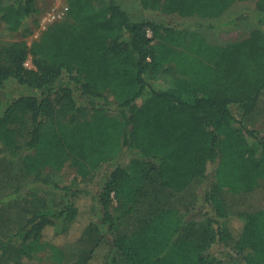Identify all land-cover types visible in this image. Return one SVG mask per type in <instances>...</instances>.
I'll return each instance as SVG.
<instances>
[{"label": "trees", "instance_id": "trees-1", "mask_svg": "<svg viewBox=\"0 0 264 264\" xmlns=\"http://www.w3.org/2000/svg\"><path fill=\"white\" fill-rule=\"evenodd\" d=\"M249 1L141 4L160 15L217 20ZM66 2V18L31 45L24 26L36 0L0 8L8 31L21 33L0 44V143L63 202L10 243L22 254H54L92 231L85 264H264V210L231 216L224 199L264 184V143L232 112L251 115L264 93V31L211 45L162 21H134L120 0ZM256 9L264 26V0ZM30 57L34 69L26 68ZM161 74L173 76L171 89L153 87ZM66 171L77 178L58 182ZM197 181L207 206L200 220L163 204L133 231H118L116 222L148 190L183 193ZM217 246L226 250L221 257Z\"/></svg>", "mask_w": 264, "mask_h": 264}, {"label": "rangeland", "instance_id": "rangeland-1", "mask_svg": "<svg viewBox=\"0 0 264 264\" xmlns=\"http://www.w3.org/2000/svg\"><path fill=\"white\" fill-rule=\"evenodd\" d=\"M142 0H120L123 9L134 21L152 20L162 21L170 27H178L190 33H197L211 45H226L231 42L242 41L256 29L264 31L254 19L259 16L256 9V0L239 3L230 8L222 18L217 20H200L181 18L176 15H160L153 11L145 10ZM24 0H0V8L3 6L23 3ZM37 11L25 24L24 28L30 30L32 35L27 38L29 45L39 38L41 33L50 25L66 18V0H36ZM264 18V15L260 16ZM151 37V35H150ZM21 39V33L11 34L0 13V44H5ZM27 69H34L33 59L26 62ZM154 88L168 90L173 87V76L161 74L152 81ZM233 114L241 121L245 128L254 131L256 136L264 143V93L261 96L254 112L249 116H243L240 108H233ZM21 158H12L8 155L3 144L0 143V264H85L90 250L96 242V234L92 231L86 233L82 239L72 245L60 248L56 253L36 252L22 254L10 243L13 234L21 230L31 219L40 213L58 212L62 206V200L50 191L43 189L41 180L27 176L21 165ZM58 182H73L77 176L73 172H63L55 176ZM203 181H197L183 193L172 191L162 192L160 197L148 190L146 195H141L137 209L122 217L119 210L114 211L116 217H122L117 221L118 231L122 234L133 231L141 222L149 217V212L156 211L163 205H174L189 214L192 210L196 220L201 219V213L207 208L204 205L205 192ZM226 211L231 216L251 214L264 210V184L262 188L253 194L246 196L229 195L225 197ZM118 200H114L113 207H118ZM136 207V206H135ZM154 210V211H155ZM234 229L241 226L240 220L231 222ZM220 257L226 250L217 246ZM216 249L214 251H216Z\"/></svg>", "mask_w": 264, "mask_h": 264}, {"label": "built area", "instance_id": "built-area-1", "mask_svg": "<svg viewBox=\"0 0 264 264\" xmlns=\"http://www.w3.org/2000/svg\"><path fill=\"white\" fill-rule=\"evenodd\" d=\"M150 35H151V33L150 32H148V36L150 37Z\"/></svg>", "mask_w": 264, "mask_h": 264}]
</instances>
